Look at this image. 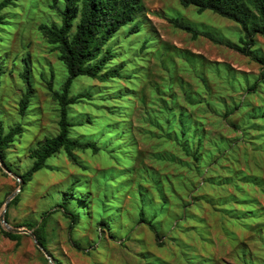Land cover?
Here are the masks:
<instances>
[{"label":"rangeland","instance_id":"obj_1","mask_svg":"<svg viewBox=\"0 0 264 264\" xmlns=\"http://www.w3.org/2000/svg\"><path fill=\"white\" fill-rule=\"evenodd\" d=\"M142 1V14L109 45L116 55L109 67H122L123 78L79 77L71 89L72 96L91 93L70 108V118L83 124L72 135L97 142L100 151H77L76 163L65 152L51 158L23 185L20 200L9 203L5 220L33 233L26 224L53 213L47 226L53 264H264V84L248 94L262 66L227 47L241 46L239 24L179 0ZM16 4L0 26V117L26 130L6 152L12 171L0 165V264H51L36 237L21 234L17 243L5 236L1 216L33 164L32 150L59 131L48 82L53 76L60 92L67 72L39 26L60 25L65 4ZM173 20L198 31V39ZM135 25L140 32L129 36ZM253 51L264 56V37H255ZM25 61L33 99L20 117ZM70 187L71 210L80 213L71 233V220L57 211ZM142 208L157 236L139 224Z\"/></svg>","mask_w":264,"mask_h":264},{"label":"trees","instance_id":"obj_2","mask_svg":"<svg viewBox=\"0 0 264 264\" xmlns=\"http://www.w3.org/2000/svg\"><path fill=\"white\" fill-rule=\"evenodd\" d=\"M53 1L55 5L58 2V0ZM62 1L65 4V9L60 13L61 24L52 23L39 26V31L45 36L48 44L59 52V60L63 63L67 72L66 81L60 92L54 90L53 76L51 81L48 82V90L59 106V131L56 136L46 138L37 148L32 150L33 164L29 170L20 176L24 184L32 181L35 174L48 168V161L61 152H65L67 157L73 163H76L75 152L89 150L97 154L100 151L97 142L82 141L72 135L73 129L83 124L70 118V108L79 104L83 99H90L91 93H80L72 96L71 89L79 77H88L101 82L123 78L122 67H109V64L116 58L109 45L123 28L134 23L136 18L144 11L142 0ZM17 2L18 0H0V26H6L7 24L5 10L16 7ZM179 2L183 7H196L198 13L207 10L212 11L241 26L244 33V37L240 41L241 46L227 43V47L261 64L262 70L258 80L248 89V94L256 93L260 85L264 84V56L257 55L253 51L255 37L258 35L264 37V0H179ZM172 23L176 28L191 34L193 40H197L200 36V33L189 25H185L178 20H173ZM138 32H140V27L135 25L128 31V35L131 36ZM4 73L3 62H0V87ZM21 78L26 85V89L19 102V115L24 117L33 99L31 68L27 61H25ZM164 111H166V108H164ZM177 122L180 136H187L186 114L180 112ZM25 130L26 127L20 122L14 124L0 117V158L9 171H12V169L6 161V152L25 133ZM199 142L201 141L199 140ZM198 154L199 148L196 149L195 156ZM74 199V189L70 187L63 192L61 201L57 205V211L62 212L66 218L71 220L70 233L78 224L80 218V213L71 210ZM19 200L20 195H17L13 202L16 203ZM52 214L50 212L44 214L40 223L26 224L29 230H33L37 241L46 251H48L49 243L47 226ZM100 224H103L105 228H110V225L103 220ZM139 224L148 225L149 229L156 236L158 235L153 220L146 219L143 208L139 213ZM3 233L11 240L17 241V243L21 241L23 236L5 231ZM74 247L85 252L78 245H74ZM50 256L52 257V255Z\"/></svg>","mask_w":264,"mask_h":264},{"label":"water","instance_id":"obj_3","mask_svg":"<svg viewBox=\"0 0 264 264\" xmlns=\"http://www.w3.org/2000/svg\"><path fill=\"white\" fill-rule=\"evenodd\" d=\"M0 165L1 167L7 172V173H10L9 169L6 167V165L4 164V162L2 161V159L0 158ZM23 185L24 183L21 182L20 183V186H19V190L16 191L7 201H6V204H5V210H4V213L3 215L1 216V223L4 225L5 229L10 232V233H14V234H29L31 235L32 237H35L33 233L29 232L28 230L26 229H15V228H12L8 223L7 221L5 220V213L9 207V203L22 191L23 189ZM36 244L37 246L45 253L46 257L51 261V257L50 255L47 253V251L43 248V246H41V244L36 240ZM51 264H53V262L51 261Z\"/></svg>","mask_w":264,"mask_h":264}]
</instances>
